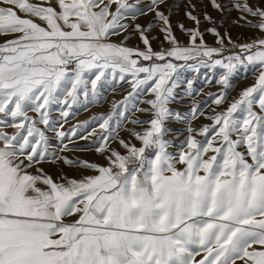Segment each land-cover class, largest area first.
<instances>
[{"label": "snow or ice", "instance_id": "obj_1", "mask_svg": "<svg viewBox=\"0 0 264 264\" xmlns=\"http://www.w3.org/2000/svg\"><path fill=\"white\" fill-rule=\"evenodd\" d=\"M210 2L258 36L233 40L207 12L201 32L190 0L186 44L168 0H0V264H264V0ZM149 14L159 49L154 24L136 22ZM201 68L223 70L205 81L221 90L196 101L181 70ZM124 85L107 114L64 128ZM92 150L104 163L65 155Z\"/></svg>", "mask_w": 264, "mask_h": 264}, {"label": "rangeland", "instance_id": "obj_2", "mask_svg": "<svg viewBox=\"0 0 264 264\" xmlns=\"http://www.w3.org/2000/svg\"><path fill=\"white\" fill-rule=\"evenodd\" d=\"M191 3H195L197 5L196 11L193 13L195 15H198L201 17V25H200V31L204 32L207 27H210L212 25H209L206 21H203V13L207 12L210 16L213 17V21L215 26L218 28V30L221 32V34H230L233 40L239 39L241 42L246 41L250 38H255L258 36V33L255 30H251L248 28H242L239 26V24L233 23V20L237 19L238 12L235 10L229 11L227 13H220L215 8L212 7L210 0H190ZM219 3H226L227 0H218ZM170 7V19L175 31V35L180 40L181 43L186 44L188 42V36L186 33H183L180 31V29L177 27L178 24L183 23L186 28H193L195 27L194 22L189 20L185 16V11L188 10L186 8V4L189 3V0H168ZM222 21V23H221ZM137 23H140L144 26H147L149 23L154 24V28L149 33L150 38L156 37V39H153V47L159 49L162 36L159 32V24L158 22L154 21L151 14L148 16H142L139 17L136 21ZM205 40L210 46H217L215 44V36L211 33H205ZM3 37H0V42H3ZM128 46L135 47L140 46L143 48V44L139 39V36L137 34H132L131 38L127 41ZM167 45L165 44V47ZM230 47V46H229ZM223 70L222 69H210V68H201L199 74L192 71L191 69H182L181 70V78L184 80L193 79L194 80V87L197 89L203 88V92H201L199 95H195L196 101H202L207 99L208 93H217L221 90V85L213 83L211 85L207 84L206 77L208 79H212L215 75L216 78L219 77ZM258 73L252 71L250 68L247 73L244 72L243 69H241L239 72H237L231 79L232 84V90L230 91V94L228 96L229 101H231L233 98H236L241 90L251 86L255 82L256 75ZM186 87V85H185ZM127 91H130L127 85L123 86V89L120 86H117L116 90L107 92L104 102L102 104L92 105L88 107L86 110L83 107L76 108L75 112L76 114L74 116H70L68 118V122L64 125L65 129L70 128L71 126H75L76 124L90 120L94 116H98L101 113L107 114L109 111H111L112 103L113 101H119L122 99L124 95L127 94ZM191 98H185L183 105L178 104H172L171 107L173 109H179L181 112L187 111L189 105L192 103ZM140 107H145V105L141 104ZM216 107L215 105H210L206 111H211V108ZM226 107V105H225ZM220 109H217L219 111ZM31 115V113H30ZM54 116H58V111L53 113ZM137 116H140L139 113L136 114ZM135 118V117H133ZM141 118H147L145 116H142ZM197 124H209L211 121L204 119L201 117L199 121H196ZM131 127V125H128ZM174 132H177L179 130H182V125L178 122L172 123L169 125ZM6 131H13V129H6ZM121 136L127 139V133L121 132ZM91 139H94L91 138ZM179 139H183V136L180 135ZM79 144L84 145L88 143L87 141L80 140L78 141ZM177 143H179V140H177ZM115 147V145H113ZM65 155H68L70 158H76L79 157L83 160H88L92 162H99L104 163V158L96 153L94 150L92 151H85V152H73V153H65ZM46 170L49 171L51 174H57L61 171L67 172L71 176H79V171L76 169L71 168L68 165H61L58 162H53L50 165H46Z\"/></svg>", "mask_w": 264, "mask_h": 264}]
</instances>
